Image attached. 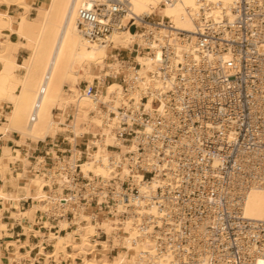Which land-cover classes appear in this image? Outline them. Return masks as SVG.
Returning <instances> with one entry per match:
<instances>
[{
	"label": "built area",
	"instance_id": "2783aa9c",
	"mask_svg": "<svg viewBox=\"0 0 264 264\" xmlns=\"http://www.w3.org/2000/svg\"><path fill=\"white\" fill-rule=\"evenodd\" d=\"M90 1V7H80L77 14L78 27L89 41L104 42L112 31L135 21L155 22L148 16L124 21L130 0ZM198 2L193 53L174 63L172 49L162 46L159 69L170 84L163 105L154 97L153 107L146 109L145 94L138 106L118 108L115 134L121 144L134 145L124 152L128 172L120 173L124 158H111L116 175L84 177L79 162L85 152L75 165L61 159L54 167L56 159L37 160L35 165L52 169L51 174L63 180L64 193L62 200L40 212L69 222L74 214L64 212L66 205L102 216L117 213L122 221H132L136 238L150 242L164 264H264V220L243 214L247 191L264 190V0H230L225 6L221 1ZM212 5L218 9L215 19L205 14ZM124 50H117L119 57ZM118 76L127 92L128 82L123 74ZM110 80L107 75L104 83ZM100 82L95 78L86 85V93L96 97ZM63 154H71L69 143ZM154 178L159 184L144 191ZM74 226L71 222L67 229ZM117 233L127 234L121 223ZM97 238L106 239V233L99 229ZM44 242L51 241H43V249ZM139 257L145 261L149 253L141 251Z\"/></svg>",
	"mask_w": 264,
	"mask_h": 264
},
{
	"label": "bare ground",
	"instance_id": "6f19581e",
	"mask_svg": "<svg viewBox=\"0 0 264 264\" xmlns=\"http://www.w3.org/2000/svg\"><path fill=\"white\" fill-rule=\"evenodd\" d=\"M206 1L212 4L221 1L224 6L230 2ZM90 5V0H0V100L11 103L9 112L2 113L7 121L1 126L17 130L34 141L68 131L71 154L63 159L75 165L76 159L85 152L86 158L79 162L83 176L89 179L94 176L110 178L117 174V170L109 165L110 159L124 158L120 173L126 174L129 159L124 152L134 150V145L121 144L115 134L118 108L138 106L145 94L149 95L144 102L146 109L153 107L154 97L160 99V107L163 105V93L170 84L163 79L159 69L162 46L167 45L172 49L171 59L174 63L181 61L184 55L193 53L200 22V4L198 0H130V11L124 21L131 16H148L155 22L135 21L124 30L112 31L104 42L87 40L78 27V9ZM205 14L215 19L218 9L212 5ZM134 25H138V28H134ZM21 46L26 47L27 53L21 62H16V53ZM116 49H127L126 55L132 60L122 61ZM5 66L17 69L19 75L13 78L12 73L6 74ZM120 73L128 82L127 92L119 80ZM107 75L111 80L104 83ZM2 78L12 81L17 90L9 92L7 84L1 86ZM95 78L101 82L96 88V97H92L86 93V85L93 84ZM100 103L106 105L107 109L101 107ZM57 107L61 110L59 113L54 112ZM110 112H114V115ZM81 143L85 145L83 148L78 146ZM108 146L121 147V151L109 149ZM11 156L24 163L18 154ZM61 162V158L57 159L54 167ZM1 171L4 173V170ZM47 171L41 169L40 173L33 175L23 173L25 182L18 185L35 192L37 202L30 208V214L37 209L44 211L49 203L64 197L63 180L53 176L52 169ZM54 181L59 183L58 187L52 185ZM159 182L154 178L152 184L144 186L143 190L150 192ZM67 210L73 211L71 222L75 226L67 229L71 222L64 218L56 226L57 232L47 230L48 238L39 241L42 254L55 260L69 256L74 261L72 264H76L78 257L80 264L165 263L162 257L153 254L150 242L136 238L130 219L122 221L117 213L116 216H102L103 212L91 214V211L73 205H66L64 212ZM150 211L153 212V209ZM243 214L249 219L264 220L262 188L247 191ZM96 216L99 218L93 221ZM120 223L127 234L117 233ZM62 229L66 232L60 234ZM99 229L106 233L107 238L101 241L103 251L97 257L98 240L95 236L99 234ZM48 240H52V250L46 253L43 241ZM109 242L120 248L113 260L108 259L105 252ZM141 251L149 253L147 260L139 257ZM21 257L17 252L10 261L21 264Z\"/></svg>",
	"mask_w": 264,
	"mask_h": 264
},
{
	"label": "crops",
	"instance_id": "0c3cea01",
	"mask_svg": "<svg viewBox=\"0 0 264 264\" xmlns=\"http://www.w3.org/2000/svg\"><path fill=\"white\" fill-rule=\"evenodd\" d=\"M26 50L25 46L19 48L16 53V62L22 61L24 55L21 60H18V58ZM120 59L122 61L132 60L127 55L125 59ZM3 69L6 74L12 73L13 78H16L20 73V71L10 66H5ZM1 86H6L9 92L17 90L12 81L4 78H2ZM10 107V102L3 99L0 100L1 114L3 112L7 114ZM6 121L5 115L2 114L0 116V264H15V261H10V259H13L17 252L22 256L20 258L21 264H31L32 261H34V264H72L74 261L69 256H65L66 258L59 257V259L55 260L54 257L41 253L40 239L48 238L46 235L47 230L57 232L56 226L59 225L60 221L44 217L39 209L30 214V208L37 202L34 198L35 192L33 189L28 190L26 187L18 186L25 182L22 177L23 173L33 175L41 172L42 167L39 166L42 165H38V163L35 165L37 160L52 163L54 159L57 161V159L70 156L63 154L68 149L67 135L70 133L68 131H60L54 137H46L44 140L34 141L29 137L22 136L17 130L3 128L1 125ZM84 141L85 139L82 140L83 143ZM81 148L83 147L81 146ZM12 154H18L24 159V163L22 164L19 159H14L11 156ZM1 170H4V173H1ZM65 232H60V234ZM95 239L98 240L97 236H95ZM50 241L52 242V240ZM101 241L103 240H98L96 246L97 257H100V253L103 251ZM51 242H44L46 245L43 249L44 252L48 253L52 250ZM107 258L109 259L108 256ZM78 259L80 258L78 257L75 260L76 264L81 262Z\"/></svg>",
	"mask_w": 264,
	"mask_h": 264
},
{
	"label": "rangeland",
	"instance_id": "374dc122",
	"mask_svg": "<svg viewBox=\"0 0 264 264\" xmlns=\"http://www.w3.org/2000/svg\"><path fill=\"white\" fill-rule=\"evenodd\" d=\"M33 13H34V11H33ZM33 13H32V14H33ZM32 14H31V15H32ZM157 18H159V17H157ZM26 53H27V50H26L25 53H24V52L21 53L20 56H19V58H18V60H21L22 56L25 55ZM126 53H127V52H126L125 50L122 51V52H121V55H120V58L125 59V58H126ZM60 111H61V110L59 109V107H57V108L54 110L55 113H57V112L59 113ZM82 146H83V145H82ZM64 155H66V154H64ZM42 202H43V201H42ZM40 210H42V209H40ZM98 240H100V239H98ZM101 240H106V239H101ZM109 247H110V248H109ZM113 248H117L116 252H115V253H112V254H109L107 251H108L109 249H113ZM119 249H120L119 246H112V245H111V242H109V246H108V248H107V250H106V253H107V256L109 257L110 260H113L114 258H116ZM77 264H79V262H77Z\"/></svg>",
	"mask_w": 264,
	"mask_h": 264
}]
</instances>
